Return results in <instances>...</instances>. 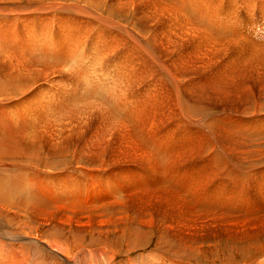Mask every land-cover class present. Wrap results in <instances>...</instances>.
I'll return each mask as SVG.
<instances>
[{
	"label": "rangeland",
	"instance_id": "374dc122",
	"mask_svg": "<svg viewBox=\"0 0 264 264\" xmlns=\"http://www.w3.org/2000/svg\"><path fill=\"white\" fill-rule=\"evenodd\" d=\"M0 123L26 261L264 263V0H0Z\"/></svg>",
	"mask_w": 264,
	"mask_h": 264
},
{
	"label": "bare ground",
	"instance_id": "6f19581e",
	"mask_svg": "<svg viewBox=\"0 0 264 264\" xmlns=\"http://www.w3.org/2000/svg\"><path fill=\"white\" fill-rule=\"evenodd\" d=\"M204 17H206V16H204ZM19 75L17 77H19ZM0 126H2V128H0V133L3 134L4 130L7 128H5L6 126H3L2 123H0ZM7 132H8V130H7ZM5 138H0V139L5 141ZM4 141H1V142L6 143V144L8 143V141H6V142H4ZM8 144H7V146H8ZM17 219H19V218H17ZM7 234L9 236H3V235L2 236L7 238V240L9 239L10 241H16L17 239H21V241H22L21 245L22 246H27V245L36 246L37 245V244H35L36 242H24L23 241L24 239L21 238L20 233H15V232L9 233V232H7ZM29 240L31 241V239H29ZM60 240L61 239L54 238L53 242L48 241L46 243H47L48 248H49L48 250H51V252H50L51 254L56 251V252H60V254L63 255V259H64L63 261L66 262V264H111V262L114 259L115 251L113 249L109 248V244H108L109 241L108 240H106V244L103 247H95L94 245L90 246V245L82 244L81 242H77L76 244H68L69 242L64 243V241H66V240H61V241ZM12 243H15V242H12ZM12 246H13V244H12ZM38 246H40V245H38ZM255 247H256V245H255ZM10 248L11 247L8 246V244L0 242V264H49L48 260H47L48 262L47 261L38 262V259H40V257H38L37 255L34 256L33 252H32L33 255L31 254L32 258H30L28 261H26L27 254H28L26 251L28 249L25 250L24 247H22V248L20 247L21 249L18 250L17 254L14 252L13 248L12 249H10ZM213 248L214 247L212 245H207L206 246V253L213 252ZM8 250L12 251V254H8L7 253ZM125 251H128V249ZM256 251L259 253H262V252H264V249L259 250L257 248ZM140 257L135 258V259H131V260L127 261L126 264H146V262H144L143 259ZM53 258H55V257H53ZM43 259H44V257H43ZM137 259H141V261L143 263L140 262V260L137 261ZM40 261H42V260H40ZM55 261L56 260H54V262ZM181 264H185V262L181 263ZM223 264H238V263L236 261H233V260H228V261H225ZM239 264H254V263L241 261ZM258 264H264V263H263V261H261V262L259 261Z\"/></svg>",
	"mask_w": 264,
	"mask_h": 264
}]
</instances>
